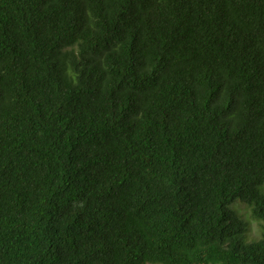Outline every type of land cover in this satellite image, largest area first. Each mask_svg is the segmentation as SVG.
Returning a JSON list of instances; mask_svg holds the SVG:
<instances>
[{
    "label": "trees",
    "instance_id": "16d2710c",
    "mask_svg": "<svg viewBox=\"0 0 264 264\" xmlns=\"http://www.w3.org/2000/svg\"><path fill=\"white\" fill-rule=\"evenodd\" d=\"M249 204L264 0H0V264H264Z\"/></svg>",
    "mask_w": 264,
    "mask_h": 264
},
{
    "label": "clouds",
    "instance_id": "9594fccd",
    "mask_svg": "<svg viewBox=\"0 0 264 264\" xmlns=\"http://www.w3.org/2000/svg\"><path fill=\"white\" fill-rule=\"evenodd\" d=\"M254 205L249 204L245 211L247 218L250 219L252 223L251 231L255 234L257 238H264V217L253 215ZM251 239V237H248Z\"/></svg>",
    "mask_w": 264,
    "mask_h": 264
}]
</instances>
